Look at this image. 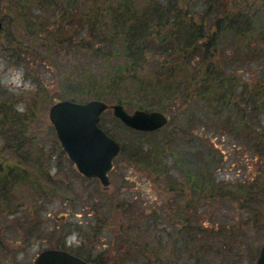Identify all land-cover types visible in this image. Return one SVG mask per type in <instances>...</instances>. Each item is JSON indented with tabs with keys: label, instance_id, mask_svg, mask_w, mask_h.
<instances>
[{
	"label": "rangeland",
	"instance_id": "374dc122",
	"mask_svg": "<svg viewBox=\"0 0 264 264\" xmlns=\"http://www.w3.org/2000/svg\"><path fill=\"white\" fill-rule=\"evenodd\" d=\"M8 4V0H0V18L4 27L6 30L13 27L17 39L31 44L35 37L25 24L15 22L11 27L10 23H4L2 14L11 12ZM7 40L6 34L0 31V60L22 67L25 78L35 84L37 90L15 96L1 88L0 101L7 95L5 108L10 110L19 103L24 104L25 109L34 101L38 103L34 123L48 156L45 168L54 181L45 177L41 179L55 190L35 192V187L23 179L17 184L3 186L5 194L13 195L0 206V264H34L40 250L56 246L61 241H65L68 249L100 258L103 264H168L173 257H177V264H255L264 241V143L258 145L255 134L248 135L244 128L238 130L229 124L217 125V122L229 114H244L248 128L264 132V111L253 120V102L250 97L247 101L241 93L243 89L260 88L264 92L262 49L260 53L247 51L250 53L236 56L232 46L223 45L217 52L216 59L229 75L233 89L222 113H213L219 106L192 96L188 107L186 92L177 87L172 88L176 91L175 98H167V93L159 95L160 99H151L154 108L169 115V121L161 132L141 134L145 147L151 148V142L158 144L160 138L170 140L171 133L175 132L179 138L177 148L204 149L206 158L211 159L210 164H217L213 176L231 182L230 194L208 196L200 206L206 236L198 243H204V248L196 253L192 238L195 221L191 218L189 204L191 191L189 186L182 184L187 179L176 175L174 169L158 180L154 170H147L142 166L144 164L120 155L114 159L109 172L110 184L104 186L99 179L80 174L76 164L69 163L67 152L61 153L62 144L49 117V108L56 99L67 97L69 87L65 81L68 77L76 81L82 74L83 65L92 69L98 67L92 53L77 46L67 50L59 43L51 47L48 40H41L36 41L40 54L35 55L26 48L25 57L17 60L6 50L5 44L11 48ZM260 46L264 47V42ZM49 50H52L51 54ZM134 95L130 96L134 101L149 100L146 91ZM161 104H165V108H160ZM192 106L197 109L196 114L191 110ZM125 107L129 111L138 108ZM101 116L102 122L119 139H129L131 132L129 134L127 125L115 116L113 108L106 109ZM187 116L192 117L190 128ZM205 117L206 123H202L201 119ZM53 134L59 140V148L54 146L57 142ZM27 135H31L30 131ZM193 135L197 136L195 140ZM3 142L5 138L0 135V146ZM7 155L10 156L9 152ZM13 162L11 159L9 164ZM22 166L33 174H40L33 164L23 163ZM61 180L69 186L61 184ZM239 186H247V190H240ZM184 213L185 217L191 218L190 228L184 227ZM33 219L38 222V233L29 230L30 227L34 230ZM73 236L75 241L69 243ZM20 253H23L22 260L17 259ZM198 254L201 259L198 258L196 263Z\"/></svg>",
	"mask_w": 264,
	"mask_h": 264
},
{
	"label": "trees",
	"instance_id": "16d2710c",
	"mask_svg": "<svg viewBox=\"0 0 264 264\" xmlns=\"http://www.w3.org/2000/svg\"><path fill=\"white\" fill-rule=\"evenodd\" d=\"M8 3L11 12L2 14L4 23H10L11 27L15 22L25 24L35 37L31 44H25L16 38L13 27L9 30L4 25L0 27L11 47L5 44L6 50L12 52L17 60L25 57L26 48L35 55L40 54L36 41L41 40H48L51 47L59 43L67 50L77 46L91 52L97 59L96 69L83 65L82 74L77 76L76 81L70 77L65 81L69 87L66 96L74 99L79 96V100L101 97L110 103L118 101L131 107L153 109L152 98L160 99L159 95L167 93V98H175L176 91L172 88L177 87L186 92L188 107L192 96L219 106L213 111L219 114L229 103L233 89L229 75L216 59L217 52L222 50L223 45L232 46L236 56L239 53H260L261 49L264 52V47L260 46L264 42V0H8ZM49 52L51 54L52 50ZM262 90L243 89L241 92L242 97L245 95L247 101L250 97L253 102V120L264 111ZM144 91L149 97L145 102H137L130 97ZM6 98L7 95H4L0 101V135L5 138V143L0 146V206L13 195L5 194L3 186L17 184L21 179L34 186L35 192L55 190L41 179L45 177L54 181L50 171L45 168L48 156L34 123L38 103L34 101L20 113L16 109L5 108ZM160 106L165 108V104ZM207 107L210 108V105ZM191 110L197 113L195 107L192 106ZM243 116L229 114L217 125L229 124L238 130L244 128L248 135L255 134L258 145L264 143V132L248 128ZM191 118L187 116L189 128ZM201 120L206 123V117ZM100 124L116 136L102 122V116ZM164 128L167 127L140 130L127 125V131L129 134L131 132L129 139L116 136L122 144L117 157L123 155L137 164H144L142 166L147 170L156 172L158 180L169 175L171 169L179 177L187 179L182 184L189 186L191 191L189 204L191 218L195 221V235L192 238L197 253L204 248V243H198L206 236L200 206L208 196L230 194L231 182L224 178L217 180L213 176L217 164H210L211 159L206 158L204 149L177 148L179 138L175 132L171 133L170 140L160 138L158 144L151 142V148H146L141 134L161 132ZM29 131L31 135H27ZM53 138L57 142L54 146L59 148L58 138L54 134ZM196 138L192 136L193 140ZM201 140L204 142V139ZM168 148L172 149L169 151ZM60 150L66 153L63 146ZM66 157L70 164H74L69 156ZM11 159L15 161L13 164H9ZM169 160H172L171 164H168ZM23 163L33 164L40 174H33L22 166ZM62 183L69 186L64 180H61ZM238 189L246 191L247 186H239ZM7 203L10 206L11 203ZM38 207L39 204L36 205ZM183 217L184 227L190 228L191 218L185 217V213ZM33 221L34 230L31 227L29 230L37 232L38 222L36 219ZM56 246L69 248L65 241ZM82 256L96 264H103L100 258ZM176 258H171L168 264H177ZM196 258L197 263L200 255H196Z\"/></svg>",
	"mask_w": 264,
	"mask_h": 264
},
{
	"label": "water",
	"instance_id": "95a60500",
	"mask_svg": "<svg viewBox=\"0 0 264 264\" xmlns=\"http://www.w3.org/2000/svg\"><path fill=\"white\" fill-rule=\"evenodd\" d=\"M108 108H113L115 116L126 125L140 130H154L169 121V115L161 109L138 107L129 111L122 102L110 103L101 97L86 100L66 97L54 101L49 117L63 148L82 174L99 178L104 186L111 182L109 172L122 148L120 140L100 124L101 115ZM34 264L96 263L67 248L50 246L38 252ZM255 264H264V241Z\"/></svg>",
	"mask_w": 264,
	"mask_h": 264
},
{
	"label": "clouds",
	"instance_id": "9594fccd",
	"mask_svg": "<svg viewBox=\"0 0 264 264\" xmlns=\"http://www.w3.org/2000/svg\"><path fill=\"white\" fill-rule=\"evenodd\" d=\"M0 88L15 96H20L27 92H35L37 90L35 84L25 78V71L22 67L9 65L2 60H0ZM15 109L23 113L25 111V105L19 103L15 105ZM73 241H75L74 236L69 243ZM17 259L22 260L23 253L18 254Z\"/></svg>",
	"mask_w": 264,
	"mask_h": 264
},
{
	"label": "flooded vegetation",
	"instance_id": "af4514ba",
	"mask_svg": "<svg viewBox=\"0 0 264 264\" xmlns=\"http://www.w3.org/2000/svg\"><path fill=\"white\" fill-rule=\"evenodd\" d=\"M95 178H97V177H95ZM97 179H99V178H97Z\"/></svg>",
	"mask_w": 264,
	"mask_h": 264
}]
</instances>
